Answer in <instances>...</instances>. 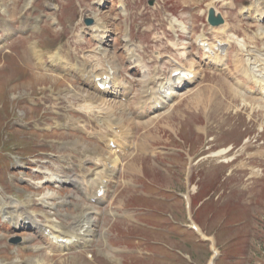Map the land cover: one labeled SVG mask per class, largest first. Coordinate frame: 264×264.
Masks as SVG:
<instances>
[{
	"label": "rangeland",
	"instance_id": "obj_1",
	"mask_svg": "<svg viewBox=\"0 0 264 264\" xmlns=\"http://www.w3.org/2000/svg\"><path fill=\"white\" fill-rule=\"evenodd\" d=\"M12 1V6L8 8V10H10L11 12V19H19L20 14L23 12V10L28 11L32 6L37 4L33 2V5H26L24 4L26 0ZM82 1L76 0V2H81L83 5L93 2V0ZM182 1L183 3L189 5L192 3L190 0ZM207 1L208 0H194L193 3L195 4V6L201 7L203 5L205 6V3ZM42 2L46 4L47 2H49V0H44ZM62 3L65 2L62 1ZM87 7L91 9L89 6ZM5 9L7 10V8ZM38 11L39 10L35 8L33 10V14H36V12ZM115 12V6L112 8L109 6L104 11L105 16L109 18L108 21H110L111 23H113L115 20ZM81 13V6H77V15L74 16V18H76V21L80 19V15H82ZM88 15L89 17L95 18V15L91 11ZM184 15L186 17L191 16L189 12H184ZM193 16H195L196 22H200L203 20L197 12ZM53 34L54 37H57V40L60 39V37L57 36V34L59 33ZM35 41L36 40L34 39L32 42ZM54 41L56 40L54 39ZM27 47L30 48V41L28 42V45L27 43H22L20 46L21 49H27ZM18 57L21 58V56ZM22 60L24 61V63H26V60L23 56ZM13 61L15 62V64L19 63L17 60ZM241 73L243 74V72ZM50 76L53 75L40 76L37 79L35 77L34 81H38L36 83H32V81L27 80V83H19L17 85H14L13 82L17 81V78L11 77L9 73L0 71V82L11 85V88H9L8 85L0 84V140H3L4 137H9L12 138L16 144H18L19 142V138H17V136H10V133L5 130V126L10 118L9 113L11 112L10 98L17 96L18 92H21L23 88V90H28L39 83H42L44 85L56 84V80L53 79V77L55 76ZM15 93L16 95H14ZM16 134L18 136H21L20 132ZM183 138L186 143L185 146H189V144L193 142L189 141L188 136H183ZM58 139L59 145H57L55 148H53V141L48 142L47 147L49 149V152L55 154L60 153L61 149L63 148L62 139L69 140V137H61ZM176 145L182 146L184 144ZM193 145H196L192 149V151H195L200 145V142L196 144L193 143ZM0 151L16 157H20L21 155L20 152L13 149V146H5L4 143L0 145ZM243 151L244 150H242V152ZM250 154L251 152H248L247 155L250 156ZM261 156L258 159L259 162H261V158L264 157ZM0 162H4V157L0 156ZM262 164L264 165V162ZM142 165L146 173L150 175L153 181L163 187L184 191L187 195L190 194V198L189 201L184 202L185 210L183 207H180L181 205H177L175 209V206H161L157 203L151 204L148 203V200L145 198H137L138 204L161 207L162 213L165 216L166 220L171 222H166L165 218H163L165 223H161V225L165 229L162 231L155 230L150 226H148L150 227L149 229H133V232L137 234L139 240L141 241L140 245L146 246L149 250L152 251L153 255L146 258L145 260H143V258H133L128 261L129 263L133 261L135 262V264H192V261L194 260L193 264H211L213 258L211 249L217 247L222 251H227L230 254H235V258L243 259V261L237 262L230 260L233 256L229 258H226L224 256L221 260H218V264H264L263 170L258 168L252 170L251 177L255 176L256 179L255 181H253L252 179L247 180L246 177L239 172L242 168H245L239 162L233 167V174L236 173V182L231 180L230 183H227L226 187H229L226 188L227 190L225 191V199L222 196L218 199L220 193L219 191L222 188L218 183L216 185L215 182L220 179V176L217 177L218 172H215L212 168H206L204 172H200V182H191L190 178L192 172L191 170H188L189 167L187 166H185L184 170L179 171L180 177H174L168 173L171 171V169L158 168L154 164ZM8 166H12V163L10 162ZM222 184L224 188L225 182H222ZM196 185L199 186V190L197 189ZM240 193V200H244L249 204H253L258 196L260 197V201L257 204H253L252 208H244L236 201L237 196ZM179 207L180 209H178ZM163 215L161 217H163ZM191 218L195 219L198 222L202 230L211 239V245L209 244V246H206L204 249L199 248V246L201 247L203 246V244L202 240L200 241V238L195 233V231L189 228H185L186 220L190 221L189 219ZM153 219L157 220L155 218ZM237 223L238 227H230L232 224ZM40 243H44L43 238H40ZM44 255L46 254L40 253L36 256L41 258L42 261H45ZM26 258H29V256L26 255ZM118 260L119 259H117V261Z\"/></svg>",
	"mask_w": 264,
	"mask_h": 264
},
{
	"label": "bare ground",
	"instance_id": "obj_2",
	"mask_svg": "<svg viewBox=\"0 0 264 264\" xmlns=\"http://www.w3.org/2000/svg\"><path fill=\"white\" fill-rule=\"evenodd\" d=\"M94 27H96V31H95V33H94V37L95 38H97L98 40H100L99 41V43L100 44H102L103 43V37H104V35H103V33H104V31H105V27H103V26H101V25H99V24H96L95 26H93V28ZM93 28H91V30H93ZM9 34V33H8ZM103 46V45H102ZM100 49H101V51L102 50H104V57H105V59L107 60L108 58H109V55H107L106 54V52H105V50H106V48L105 49H103V48H101L100 47ZM37 55V57H38V54H36ZM40 59V58H39ZM109 62V61H108ZM109 63H111L112 64V62H109ZM36 66H37V63L35 64ZM115 68H116V66H115ZM247 76H250V74H246ZM50 77H53V76H50ZM54 78V77H53Z\"/></svg>",
	"mask_w": 264,
	"mask_h": 264
}]
</instances>
